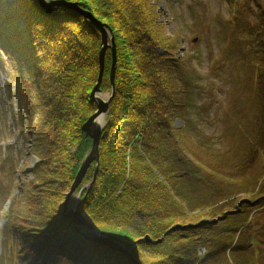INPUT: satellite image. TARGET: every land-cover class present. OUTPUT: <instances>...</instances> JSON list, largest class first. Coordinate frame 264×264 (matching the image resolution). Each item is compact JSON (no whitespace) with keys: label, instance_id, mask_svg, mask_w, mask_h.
<instances>
[{"label":"trees","instance_id":"16d2710c","mask_svg":"<svg viewBox=\"0 0 264 264\" xmlns=\"http://www.w3.org/2000/svg\"><path fill=\"white\" fill-rule=\"evenodd\" d=\"M67 1L79 2L107 24L116 46L115 94L98 169L91 186L79 194L81 212L114 246L94 240L85 226L60 214L64 191L92 145L81 126L96 110L90 93L97 82L100 33L76 12L55 8L47 13L36 0H19V7L3 14L0 49L27 71L16 100L26 104L24 118L30 109L32 116L38 113L34 125L25 126L34 134L31 152L37 162L30 168L34 182L20 192L24 202L16 197L7 211L0 264H214L227 251L234 264L252 263L249 253L257 240L252 205H258L252 203L264 198V166L253 158L260 156L254 148L264 135V113L250 111V120L263 125L257 137L246 131L252 135L243 148L252 163L229 177L224 151L193 139L190 130L196 127L188 120L181 128L173 125L188 108L193 55L177 56L178 37L165 35L152 0ZM20 37L22 47L11 45ZM111 62L107 50L101 89L109 88ZM258 108L264 109L263 101ZM138 132L139 145L132 143ZM208 154L214 163L207 161ZM94 170L92 163L77 193L91 182ZM236 206L237 211L225 213ZM259 214L264 217L263 208ZM200 248L206 251L202 258Z\"/></svg>","mask_w":264,"mask_h":264},{"label":"rangeland","instance_id":"374dc122","mask_svg":"<svg viewBox=\"0 0 264 264\" xmlns=\"http://www.w3.org/2000/svg\"><path fill=\"white\" fill-rule=\"evenodd\" d=\"M23 2L26 3L27 0ZM36 2L39 5L37 0ZM151 4L154 12L158 14L157 21L162 23L165 35H177L175 36L178 37L177 45L180 46L177 56H182L181 52L193 55L188 65L190 76L193 78L191 91L186 97L189 99L188 108L186 107L184 115L174 119V127L181 128L184 125L183 119L188 120L196 127L190 130V136L193 139L196 137L206 139L213 150H225L224 171H228L229 177L233 174L234 177L238 176L237 172L242 173L243 166L252 163V156L246 154L243 148L244 139L251 138L246 132L247 127H251L249 130L255 137L263 131L262 123L259 125L255 124V121L253 123L249 115L252 110L258 114L257 109L264 113V109L258 108V101H263L264 104V0H152ZM17 6H20L19 0H0V22L4 13L7 14ZM39 7L41 8L40 5ZM17 24L24 28L20 20ZM4 30L2 28V33ZM2 33L0 32L4 37L5 33L4 35ZM111 33L108 30V35L111 36ZM24 41L20 37L11 40L10 43L12 45L18 42L22 47ZM249 46L250 54L247 52ZM156 51L160 52L159 49ZM17 57L23 59L22 55ZM25 78L27 71L24 67L12 62L10 56L0 49V230L12 203L18 199L21 204L24 202L25 197H22L21 189L25 190L27 185L35 180L30 171L37 162L36 156L31 152L34 134L30 136L31 133L27 132L25 126L27 122L33 126L38 113L32 116L33 110L30 109L31 115L27 117L28 119L24 118L21 115V108L26 104L22 101L21 105V102L18 103L16 100L17 87L19 88V83L23 84L19 79ZM103 89L100 87V92L96 96L107 104V111L101 114L104 116L103 123L99 125L102 132L107 125V113L115 94V90L111 91V84L108 89L105 87ZM132 131L135 132V129L132 128ZM142 138V134L138 132L132 143L136 142L139 145ZM255 144L254 153L260 156L253 159L264 166L259 163L264 161V135L260 137V143ZM100 147L99 143V150ZM207 158L208 162L214 163L209 154ZM92 163L95 165L94 161ZM263 179L264 175L260 182ZM84 186L87 189L88 183ZM263 186L264 181L260 184V189ZM69 188L70 186L65 189V199L60 206V214L65 217L68 216L63 214V205ZM240 198L245 200L241 194ZM200 200L207 203L205 199ZM258 202L260 203H252L258 204L252 205L255 217L251 228L257 240L253 242V251L249 253L252 260L250 264H264V217L259 214L261 207L264 209V198ZM78 203L80 204V198L76 188L68 198L66 208L76 209ZM181 203L186 207L191 205L186 200ZM242 205L244 207L246 203ZM234 210L237 211L238 207L225 212ZM84 217L88 221L86 213ZM2 237L0 232V255L3 251ZM119 246L127 249L124 245ZM198 254L202 258L206 254L205 249L200 250ZM231 257L232 253L227 251L214 264H234Z\"/></svg>","mask_w":264,"mask_h":264},{"label":"water","instance_id":"95a60500","mask_svg":"<svg viewBox=\"0 0 264 264\" xmlns=\"http://www.w3.org/2000/svg\"><path fill=\"white\" fill-rule=\"evenodd\" d=\"M37 1L41 6V8L47 13H51L54 10V8H58V7L78 13L84 18L86 22L91 23L100 33L101 39H100V50L98 53V61H99L98 76H97V82L90 93V98L93 102H95L97 109L91 116L87 118V120L81 126V130L88 137L92 139V145L90 151L87 152L84 159L82 160L74 176V180L70 185L69 192L67 194L66 200L63 205L64 207L63 214L70 217L74 223L83 225L86 228H88V231L90 232V235L94 240L114 246V243L112 242L111 238L108 235L97 230L88 221L85 220L84 213L81 212L79 203L77 204L76 209L70 208L68 210L66 208L68 198L80 185L88 167L93 161L95 162V170L92 176V180L91 182L88 183L87 188L91 186V184L94 182L97 173L98 163H99V143L101 140L102 127L96 123V119L99 115L107 111V104L102 100H100L99 98H97L96 96L97 93L100 92V84L102 81L103 70H104V56L106 49L109 47L111 48V52H112V62L110 68V84H111V91L112 92L114 91V87H115L114 79H115V69H116V61H117L114 36L112 35V33L111 36L108 35V30L110 32L111 30L108 28L107 24L97 19L89 10L82 7L83 5L80 4L79 2H72L67 0H37ZM83 189H85V186H82V188L79 191V194ZM124 251L126 252V250Z\"/></svg>","mask_w":264,"mask_h":264},{"label":"bare ground","instance_id":"6f19581e","mask_svg":"<svg viewBox=\"0 0 264 264\" xmlns=\"http://www.w3.org/2000/svg\"><path fill=\"white\" fill-rule=\"evenodd\" d=\"M103 120H104V116L103 115H99L96 119V123L98 125H101L103 123Z\"/></svg>","mask_w":264,"mask_h":264}]
</instances>
